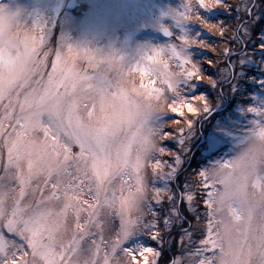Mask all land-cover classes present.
Segmentation results:
<instances>
[{
  "label": "snow or ice",
  "instance_id": "1",
  "mask_svg": "<svg viewBox=\"0 0 264 264\" xmlns=\"http://www.w3.org/2000/svg\"><path fill=\"white\" fill-rule=\"evenodd\" d=\"M233 12L235 26L221 18ZM171 14L179 43L131 63L114 52L53 46L46 26L29 16L0 44V189L15 192L11 202L0 199V264H159L173 231L179 239L168 264H264V104L247 99L242 115L230 111L216 120L201 137L208 155L194 183L177 179L195 125L217 106L197 94L204 80L213 90L228 83L233 97L257 90L264 96V36L247 50L264 0L234 8L228 0H184ZM21 45L36 54L23 79L3 71ZM205 61L218 79L205 76ZM34 92L57 113L38 112L48 122L35 150L17 119ZM170 122L182 124L176 134L165 130ZM48 155L56 166H41Z\"/></svg>",
  "mask_w": 264,
  "mask_h": 264
},
{
  "label": "rangeland",
  "instance_id": "2",
  "mask_svg": "<svg viewBox=\"0 0 264 264\" xmlns=\"http://www.w3.org/2000/svg\"><path fill=\"white\" fill-rule=\"evenodd\" d=\"M68 1L20 0L28 9V16L31 19H39L46 26L53 46L63 42L65 45L89 48L102 53L114 52L123 56L126 62L131 63L139 59L143 52L152 48L164 46L171 42L179 43L175 37L179 34L180 28L177 27L171 13L173 10L179 11L184 0H76V6L72 10L66 9ZM11 3L12 0H0L2 5H10ZM228 3L234 8L241 3V0H228ZM233 16L236 17L235 12H233ZM241 16H243V13H241ZM235 24L233 25L235 26ZM162 26L168 27L174 33L171 39L161 35ZM181 27L190 29L192 26L183 25ZM262 32L264 36V29ZM249 43L252 44V41H249ZM236 59L237 57L233 60ZM203 66L206 69H211V71L205 73L206 77L211 76L213 79H218L219 74L216 67L208 65L206 61ZM225 66L223 59H220L218 67L224 68ZM137 82H139L138 76ZM202 83L203 87L197 94L207 95L212 103L217 105L215 110L225 106L227 111L216 115L214 111L209 118L204 119L202 125L199 122L195 125L196 135L188 145L189 151L182 154L185 162L190 157L192 149L195 153L199 152L198 155L201 159L202 156L208 155L206 151L204 152L205 146L201 137L207 136L216 120L219 122L222 115L227 117L230 111L236 112L238 116L242 115V109L248 103L247 99L256 104H264V96H261L258 90L252 93L246 92L244 96L233 97L231 86L228 83L221 85V87L225 85L223 89L219 87L215 90L207 84V80ZM221 91L224 93L223 100L217 103V96ZM231 100H234V105L230 107ZM185 113H187V109H185ZM172 115L183 121V118L175 116V114ZM180 126L182 124L175 125L170 122L165 130L174 132V129ZM174 134L176 133L174 132ZM164 143L172 152L181 154L176 143L172 141H165ZM162 159L170 163L172 160L167 155ZM194 176L195 173H188L183 183L186 178L188 182L194 183ZM181 206L184 207V205ZM164 207L166 208L167 204ZM200 211L203 213V206ZM114 224L118 225V221H114ZM196 238L199 239V236L197 235ZM168 244L165 243L163 247ZM151 246L159 247L155 243H151ZM162 256L159 264H161Z\"/></svg>",
  "mask_w": 264,
  "mask_h": 264
},
{
  "label": "clouds",
  "instance_id": "3",
  "mask_svg": "<svg viewBox=\"0 0 264 264\" xmlns=\"http://www.w3.org/2000/svg\"><path fill=\"white\" fill-rule=\"evenodd\" d=\"M29 14L28 9L20 0H12L10 5L0 7V44L6 43L15 35L18 24ZM11 63L4 68L5 75H13L23 79L27 71L33 66L36 54L30 47L19 46L9 52ZM34 103L17 110V119L24 125V131L28 135L33 148L38 149L42 141V131L47 125V119L38 115V112L46 113L55 118L57 113L52 102L39 103V93L34 92ZM41 166L54 167L58 161L55 156L48 155L40 159ZM15 198V192L11 188L0 189V199L11 202Z\"/></svg>",
  "mask_w": 264,
  "mask_h": 264
},
{
  "label": "trees",
  "instance_id": "4",
  "mask_svg": "<svg viewBox=\"0 0 264 264\" xmlns=\"http://www.w3.org/2000/svg\"><path fill=\"white\" fill-rule=\"evenodd\" d=\"M222 19H230V23L233 25L236 23V19L234 18V16L232 15L231 18L228 17H221ZM244 19H248V17H245ZM234 26V25H233ZM263 29H264V18H261L259 20L256 21V23L254 24V26L252 27V44L248 43L247 46V50L249 52H251L253 50L254 47L258 48L259 45V41L260 38L263 36ZM229 36L232 35L231 32L228 33ZM215 39H217V46L219 48H223L224 44L219 42V38L218 37H213ZM231 47L234 48H241V45H236V44H232L229 45ZM208 57L212 58L214 61H220V59H222L221 57H218L215 53H212L209 50H206ZM236 57H233V59H235ZM250 72H255V68H251L249 69ZM225 87V85H223L221 88L223 89ZM254 92V91H253ZM248 93H252V92H248ZM234 100H231V104H229V106H233L234 105ZM218 114L217 112H215V115ZM194 148V147H193ZM193 153V154H192ZM199 152H194V150L192 149L191 153H190V157L188 158V160L184 163L183 169L184 171L181 172V174L178 176V182L181 184L184 181V178L186 175H188V173H195L194 170L198 169L200 166V162H201V158H199ZM183 207V206H181ZM202 208V206H201ZM185 215L188 216V218L190 220H193V223H195L193 217L191 216V214L187 213V211L185 210ZM187 226V225H185ZM179 238V233L176 231H173L172 235L170 237H166V240H170L171 243L168 245H165L164 247V252H163V256H162V260H161V264H168L169 262V257L174 255L177 251V245H176V241ZM170 249V250H169Z\"/></svg>",
  "mask_w": 264,
  "mask_h": 264
},
{
  "label": "water",
  "instance_id": "5",
  "mask_svg": "<svg viewBox=\"0 0 264 264\" xmlns=\"http://www.w3.org/2000/svg\"><path fill=\"white\" fill-rule=\"evenodd\" d=\"M75 6H76V0H69L68 3H67V5H66V9H68V10H72V9L75 8ZM161 35H162L163 37L168 38L167 36H165V34H164L163 31H161ZM219 110H220V109H216L215 111H219ZM201 140H202V139H201Z\"/></svg>",
  "mask_w": 264,
  "mask_h": 264
}]
</instances>
